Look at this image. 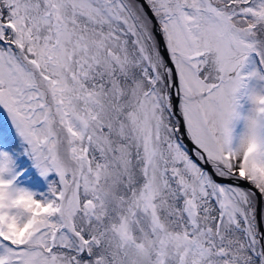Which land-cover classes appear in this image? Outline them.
<instances>
[{
	"label": "snow or ice",
	"instance_id": "1",
	"mask_svg": "<svg viewBox=\"0 0 264 264\" xmlns=\"http://www.w3.org/2000/svg\"><path fill=\"white\" fill-rule=\"evenodd\" d=\"M0 264H264V0H0Z\"/></svg>",
	"mask_w": 264,
	"mask_h": 264
}]
</instances>
